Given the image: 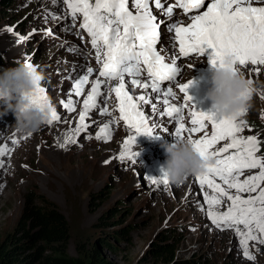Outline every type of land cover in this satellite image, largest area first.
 I'll list each match as a JSON object with an SVG mask.
<instances>
[{
	"label": "rangeland",
	"instance_id": "1",
	"mask_svg": "<svg viewBox=\"0 0 264 264\" xmlns=\"http://www.w3.org/2000/svg\"><path fill=\"white\" fill-rule=\"evenodd\" d=\"M9 2L6 8L1 9L0 6L2 68L23 61L39 65L45 76L42 81L45 94L62 118L51 125H44L37 132L18 133L12 127L16 123L12 112L0 116V148L5 145L11 148L10 153L6 152L0 157V242L13 232L26 203V196L32 193L44 196L64 216L69 227L67 253L86 264L94 251L109 264H264V244L248 242V248L255 257L250 260L243 254L241 238L234 229L218 228L213 224L207 215L209 206L204 193H215L207 186L201 188L197 175L190 176L181 185L170 181L168 185L152 182L162 175L160 164L166 160L164 149L156 145L160 140L155 139L165 135L163 139L172 142L166 138L171 136L174 127H178L173 119L164 114L163 110L167 106L159 111L157 104L163 105L162 92L154 93L151 103L140 104L141 111L148 115L149 126L153 128L152 138L146 135L137 137L134 129H128V125L120 120L118 104L112 103L111 96L107 99L111 114H101L98 108L92 109L85 120L88 128L77 131L83 100L89 91L76 100L72 93L74 81L86 73L87 66L94 65V77L98 78L97 71L101 67L97 60H92L96 54L88 44L86 30L80 27L81 23L72 20L70 10L61 0L55 4L52 0ZM149 6L153 8L151 3ZM158 17L157 21H162L161 34L163 31L166 37L174 35L166 31L165 25L169 21L163 16L159 21ZM182 22L187 25L191 21L187 19ZM48 30H51V34H47ZM163 38L162 34V43L159 42L157 46L163 47L161 51L165 54L164 47L172 44ZM88 46L90 51L85 52ZM181 57L180 61H189L191 64L178 74V84L189 83L191 77H195V68L199 63L204 64L209 59L194 55ZM83 63L84 69H79ZM254 68L260 69L258 76ZM241 70L261 91L252 96L251 107L244 116L238 118V121L244 122V130L238 135L245 138L256 136L261 142L258 155H264V66L248 65ZM129 79L125 78V82ZM149 79L143 77L140 80L143 83ZM90 84L89 79L86 86ZM128 86L133 91L141 92L132 85ZM173 90L176 93L174 104L178 105V100L180 105H187L183 113L187 128L191 113L201 110V107L194 99L188 101L179 87H173ZM101 91H107L104 85ZM192 92L193 87L189 88L188 94ZM69 98L75 101V111L63 107ZM102 99L97 98L99 107L104 106ZM3 107L6 106L0 102V112ZM210 110L205 109L206 112H214L211 105ZM111 121L114 123H109ZM105 124H109L111 138H97ZM211 130L209 122L206 131L210 133ZM132 133L137 137L133 149L138 150V146L144 149L132 152L136 155L131 160H122L119 158L120 153L124 151V143L132 137ZM183 135L189 138L190 134L185 131ZM191 135L199 138L203 133ZM13 140L18 143H11ZM228 142L220 141L212 150ZM60 144L65 146L61 147ZM258 171L245 169L241 180ZM217 183L226 187L219 178ZM229 191L235 193V189ZM226 202L224 198L220 207L216 206V211H222ZM103 216L109 220L106 227L98 226ZM115 231L119 232L118 235L113 233ZM158 240L171 245V262L168 260L169 255L161 257L156 253L158 247L154 243ZM106 242L107 245L104 244Z\"/></svg>",
	"mask_w": 264,
	"mask_h": 264
},
{
	"label": "snow or ice",
	"instance_id": "2",
	"mask_svg": "<svg viewBox=\"0 0 264 264\" xmlns=\"http://www.w3.org/2000/svg\"><path fill=\"white\" fill-rule=\"evenodd\" d=\"M70 10L73 21L82 17L80 27L91 38V46L95 50L98 64V78H95L87 98L83 100V111L79 115L81 129H87L86 118L92 109L98 108L101 114L110 115L107 99L112 93L118 100L120 120L135 130L137 136H153V128L149 126L148 118L141 111L140 104L150 102L151 98L144 95L133 97L126 87L125 77H131L133 86L151 88L155 93L165 97L162 103L167 106L164 114L171 117L178 127H174V136L183 138L187 131L197 151L206 159H214L207 170L196 176L201 188L207 186L215 195L204 193V199L209 206L207 215L218 228H232L241 238L243 254L254 260L248 248L249 241L264 244V155L261 152V142L256 136L242 137L243 121L237 117H220L214 112L195 110L191 113V127L184 124L183 111L187 105L170 103L167 97H174L173 87H179L186 94L188 101L193 97L188 94L190 82L177 83L181 71L176 62V45L180 56L191 54L207 55L213 66H223L225 59H231L233 70H239L248 65L264 66V0H175V4L165 6L162 0H152L155 7L162 9L165 16L171 18L175 8L184 13L196 10V14L188 16L191 22L185 25L179 19L165 25L171 35V55L161 54L157 44L161 41V22L152 14L150 0H61ZM58 3V0H52ZM202 10V11H201ZM59 18V17H57ZM73 26H75L73 24ZM12 31V29H9ZM47 34H51L48 30ZM20 39H24L21 37ZM29 59H31L29 57ZM146 67L150 78L147 82L137 79ZM91 66L86 67V73L74 81L73 92L76 96L83 93L84 86L95 72ZM253 71L259 75L260 69ZM115 82V83H112ZM168 82L173 86L165 85ZM107 89L102 92L101 86ZM102 97L103 107L98 106L97 98ZM48 100L43 87L32 93V103L43 107ZM63 103V102H62ZM68 111H75V101L71 98L63 103ZM247 110L239 113V117ZM56 111L49 125L61 120ZM211 124V132L206 131ZM109 123H114L111 121ZM203 133L199 138L191 134ZM173 135V132H170ZM97 138L110 139L109 124H105ZM220 141H230L217 150H212ZM68 140L66 139L65 143ZM136 142V136L130 137L124 143V151L120 159L135 156L129 150V145ZM18 143V141H11ZM64 147L65 144H60ZM233 149L235 151L230 152ZM10 153L8 145L0 148V157ZM226 154V155H225ZM2 163V162H0ZM245 169H258L254 175H248L241 180ZM217 178L221 183H217ZM153 183L168 185L166 174L154 178ZM235 189L233 194L229 190ZM249 193L255 195L244 196ZM224 198L230 203L226 210L216 211V206L223 203ZM242 226V227H241Z\"/></svg>",
	"mask_w": 264,
	"mask_h": 264
},
{
	"label": "clouds",
	"instance_id": "3",
	"mask_svg": "<svg viewBox=\"0 0 264 264\" xmlns=\"http://www.w3.org/2000/svg\"><path fill=\"white\" fill-rule=\"evenodd\" d=\"M211 87L206 99L220 117H237L251 107L254 94L261 91L252 79L239 70H233L231 59H225L223 66H213ZM45 79L39 65L29 61L18 62L15 66L0 68V102L3 107L0 116L12 112L18 133H34L53 119L55 106L47 100L43 107L32 103V93L42 87ZM190 88L196 86L195 77L190 79ZM152 138V136H149ZM166 160L160 164L162 175L174 184L181 185L190 176L204 173L214 159L204 158L188 137H175L173 142L161 145ZM140 151H143L141 148Z\"/></svg>",
	"mask_w": 264,
	"mask_h": 264
},
{
	"label": "trees",
	"instance_id": "4",
	"mask_svg": "<svg viewBox=\"0 0 264 264\" xmlns=\"http://www.w3.org/2000/svg\"><path fill=\"white\" fill-rule=\"evenodd\" d=\"M9 5V0H0L1 9ZM3 65L4 60L0 54V68ZM108 224L109 220L105 216L98 221L100 227ZM118 231L113 233L118 235ZM68 242L69 227L64 216L44 196L30 193L26 196V203L13 232L0 242V264H86L83 260L68 255ZM154 245L158 247V256L169 255L168 260L172 261L169 243L158 240ZM87 264L109 263L94 251Z\"/></svg>",
	"mask_w": 264,
	"mask_h": 264
},
{
	"label": "bare ground",
	"instance_id": "5",
	"mask_svg": "<svg viewBox=\"0 0 264 264\" xmlns=\"http://www.w3.org/2000/svg\"><path fill=\"white\" fill-rule=\"evenodd\" d=\"M152 9V8H151ZM152 14L153 15H155L156 17H158V19H159V21H161L160 20V18H161V16L159 15V14H157V12L155 11L154 13L152 12ZM77 20L80 22L81 21V18H80V15L78 14V18H77ZM169 22L168 23H171V22H174L175 20H177V18L176 17H172L171 19H167ZM77 21V22H78ZM78 22V23H79ZM162 22V21H161ZM162 34H163V39L164 40H167V41H169V37H166V36H164V32L162 31ZM86 35H87V38L88 39H90L91 40V38H90V36L88 35V33L86 32ZM163 48V47H162ZM162 48H160V47H158L157 46V50L158 51H160L161 52V54H162ZM172 48V46H165L164 47V49L166 50V52H167V54L168 55H171V52H170V49ZM90 51V48H89V46L88 47H85V52H89ZM176 52H177V56H176V58H178V60H177V64L180 66V68H181V70L182 69H185V66H187V65H189V64H191V62H185V61H180V58H182L180 55H179V53H178V43H177V46H176ZM165 53V52H164ZM195 54V53H194ZM191 55H193V54H191ZM198 55L196 54L195 55V57H197ZM201 57H203V56H199L198 58H201ZM205 57L207 58L208 56L207 55H205ZM202 59V58H201ZM92 60H97L96 59V57H95V59H92ZM205 61V60H204ZM203 61V62H204ZM206 62V63H205ZM204 62V64L201 62V63H199V62H196V63H199V66H197V68H195L196 70V75H194L195 76V79L197 80V84H196V86H194L193 88H194V92H192L190 95H192V96H194L193 97V99L195 100V101H197L198 103L197 104H199V106L201 107V110L202 111H204V112H206L205 111V109H208V110H210V105H211V102L210 101H208L207 99H206V93H207V91L209 90V88L211 87V83H210V80H211V75H212V72L214 71V67H213V65L210 63V61H209V59L207 60V61H205ZM84 64V63H83ZM82 64V66L81 67H79V69H84V66H85V64L83 65ZM99 65V64H98ZM100 67V66H99ZM199 67V68H198ZM93 69H95L96 70V67H95V65H94V67H92ZM189 68H191V67H189ZM100 69V68H99ZM99 71V70H98ZM97 71V72H98ZM241 72H242V70H241ZM95 74H96V71L94 72ZM94 73L92 74V76H90V82H91V84L89 85V86H84V90H83V93H82V95H80V96H76L75 95V93L73 94L74 95V97L73 98H75L76 100L79 98H82L83 96H84V93L86 92V91H89L90 92V90H91V85H92V82H93V80L95 79V77H94ZM187 74L188 75H190L191 73H188L187 72ZM193 75V74H192ZM187 76V75H186ZM191 77V76H190ZM125 78H130V77H128L127 75H126V77ZM186 77L184 76L183 77V79H185ZM131 79V78H130ZM127 80L126 82L128 83V85H132L131 84V80ZM190 81V80H189ZM188 81V82H189ZM112 83H115V82H112ZM165 83H167V82H163V84H165ZM127 84H126V86H127V90L129 91V94H131V95H133V97H135V94L137 95V96H140V95H144V96H146V97H150L151 98V100H150V102L149 103H151L152 102V100L154 101V97H153V94L155 93V92H153L152 90H151V88H147V90H145L146 88H142V87H137V86H133L135 89H140L139 91H141V92H136V91H133L131 88H130V86H128ZM193 90V89H192ZM72 93H73V91H72ZM184 94V93H183ZM185 96H186V94H185ZM115 93H112L111 94V98H113V102L112 103H116V104H118V100L116 99L115 100ZM163 99H165V97H163ZM167 99H169L170 100V103H172V104H174V101H173V97H167ZM177 101V103H178V105H180L179 104V101L178 100H176ZM184 103H186V102H184ZM163 104V103H162ZM192 104V103H191ZM184 105V104H183ZM186 105V104H185ZM111 106H112V104H111ZM144 106V105H143ZM156 106V105H155ZM157 106H159L160 107V110L159 111H161V108L162 107H164V106H166V105H161V104H157ZM141 108V107H140ZM199 108V107H198ZM211 111V110H210ZM212 111H213V109H212ZM185 112V109H184V111H183V113ZM184 115V114H183ZM145 116L147 117L148 115L147 114H145ZM171 118V117H170ZM172 119V118H171ZM188 119V118H187ZM174 124V123H173ZM124 126H126L125 124H124ZM192 125H191V122H190V124L188 123V125H187V128H190ZM173 128V127H172ZM171 128V129H172ZM128 129H130V127L128 126ZM174 129V128H173ZM133 130V129H132ZM133 132V131H132ZM173 132V135L172 134H170L171 136H169V137H167L166 139H168V141H174V139H175V136H174V131H172ZM196 134H199V133H196ZM196 134H193V135H196ZM131 135V134H130ZM132 137L133 136H136L134 133H132V135H131ZM140 136H142V135H140ZM138 137V136H137ZM136 137V138H137ZM165 137V135H163V138ZM163 138H161V136H159V138L157 139H155L156 141H159L160 140V142L159 143H157L156 145H158L159 146V148H162L161 147V145H163L164 143H167ZM149 139V138H148ZM5 140V139H4ZM137 141V140H136ZM3 142V141H2ZM143 142V141H142ZM147 142H148V140H147ZM147 142H146V144H147ZM4 143V142H3ZM133 145H135V144H130L129 145V150L131 151V152H135V151H140V149L142 148V149H144V147H141V146H138L139 147V149L138 150H134L133 149ZM143 146V145H142ZM2 147V146H1ZM146 147V146H145ZM137 148V147H136ZM122 149H123V147H122ZM163 149V148H162ZM123 151V150H122ZM163 163V162H162ZM230 202L228 201V202H226L225 203V205H223V207H222V211H224V210H226V208H227V206H228V204H229ZM218 207V206H217ZM220 207V206H219ZM225 229V228H224Z\"/></svg>",
	"mask_w": 264,
	"mask_h": 264
}]
</instances>
